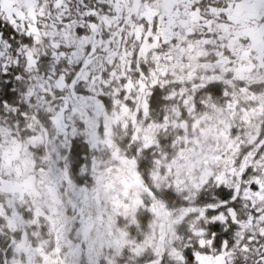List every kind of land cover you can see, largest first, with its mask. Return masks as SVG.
Returning <instances> with one entry per match:
<instances>
[{
	"label": "snow or ice",
	"instance_id": "6c2138e0",
	"mask_svg": "<svg viewBox=\"0 0 264 264\" xmlns=\"http://www.w3.org/2000/svg\"><path fill=\"white\" fill-rule=\"evenodd\" d=\"M0 264H264V0H0Z\"/></svg>",
	"mask_w": 264,
	"mask_h": 264
}]
</instances>
